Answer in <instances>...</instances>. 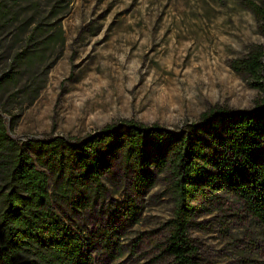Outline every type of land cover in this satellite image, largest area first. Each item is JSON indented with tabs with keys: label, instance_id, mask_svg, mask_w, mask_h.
Here are the masks:
<instances>
[{
	"label": "rangeland",
	"instance_id": "374dc122",
	"mask_svg": "<svg viewBox=\"0 0 264 264\" xmlns=\"http://www.w3.org/2000/svg\"><path fill=\"white\" fill-rule=\"evenodd\" d=\"M259 1L0 0L10 13L0 27V75L16 73L0 87L10 136L76 141L122 120L178 131L214 105L252 109L263 93L231 64L249 46L264 49L250 9ZM24 50L29 56L16 61ZM156 180L135 191L115 162L103 200L79 211L59 200L55 207L90 240L116 237L111 252L96 243L95 264H170L162 245L173 204L164 176ZM130 201L139 211L134 223L115 211ZM223 218L199 207L200 227L190 232L199 264H264L263 231L219 225Z\"/></svg>",
	"mask_w": 264,
	"mask_h": 264
},
{
	"label": "trees",
	"instance_id": "16d2710c",
	"mask_svg": "<svg viewBox=\"0 0 264 264\" xmlns=\"http://www.w3.org/2000/svg\"><path fill=\"white\" fill-rule=\"evenodd\" d=\"M57 3L68 6L70 0ZM250 9L264 35V0ZM9 14L1 4L0 23ZM27 52L16 54V61ZM231 67L251 78L262 98L250 110L214 105L178 131L122 120L81 140L19 142L0 115V264H95L96 243L116 250L111 232L90 240L55 207L59 200L79 211L103 200L104 177L115 162L129 172L135 191L153 188L164 176L173 207L162 252L170 264H199L190 232L200 227L202 206L226 214L219 225L254 224L264 234V49L249 46ZM15 78L14 70L3 72L0 87ZM115 211L123 222L138 220L133 201Z\"/></svg>",
	"mask_w": 264,
	"mask_h": 264
}]
</instances>
